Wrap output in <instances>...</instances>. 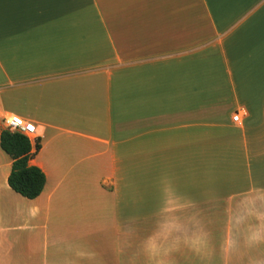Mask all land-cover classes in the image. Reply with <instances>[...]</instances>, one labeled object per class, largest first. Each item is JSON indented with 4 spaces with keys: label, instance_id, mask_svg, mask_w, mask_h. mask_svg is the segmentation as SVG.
Segmentation results:
<instances>
[{
    "label": "crops",
    "instance_id": "obj_1",
    "mask_svg": "<svg viewBox=\"0 0 264 264\" xmlns=\"http://www.w3.org/2000/svg\"><path fill=\"white\" fill-rule=\"evenodd\" d=\"M0 264H264V0H0Z\"/></svg>",
    "mask_w": 264,
    "mask_h": 264
},
{
    "label": "trees",
    "instance_id": "obj_2",
    "mask_svg": "<svg viewBox=\"0 0 264 264\" xmlns=\"http://www.w3.org/2000/svg\"><path fill=\"white\" fill-rule=\"evenodd\" d=\"M1 146L13 160L8 178L11 188L30 199L39 196L45 187L46 175L41 168L30 164L34 155L30 138L5 128L1 133ZM36 148H40L39 143Z\"/></svg>",
    "mask_w": 264,
    "mask_h": 264
},
{
    "label": "built area",
    "instance_id": "obj_3",
    "mask_svg": "<svg viewBox=\"0 0 264 264\" xmlns=\"http://www.w3.org/2000/svg\"><path fill=\"white\" fill-rule=\"evenodd\" d=\"M235 121H240V114L234 115ZM6 128L11 131H18L28 137L35 133L36 126L33 122L25 120L24 118L11 114L5 118Z\"/></svg>",
    "mask_w": 264,
    "mask_h": 264
}]
</instances>
